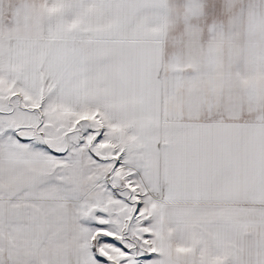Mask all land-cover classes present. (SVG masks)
I'll list each match as a JSON object with an SVG mask.
<instances>
[{
    "label": "snow or ice",
    "instance_id": "6c2138e0",
    "mask_svg": "<svg viewBox=\"0 0 264 264\" xmlns=\"http://www.w3.org/2000/svg\"><path fill=\"white\" fill-rule=\"evenodd\" d=\"M0 264H264V0H0Z\"/></svg>",
    "mask_w": 264,
    "mask_h": 264
}]
</instances>
